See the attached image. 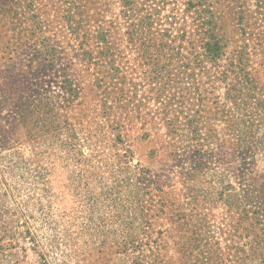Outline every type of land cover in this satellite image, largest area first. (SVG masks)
<instances>
[{"label": "rangeland", "instance_id": "rangeland-1", "mask_svg": "<svg viewBox=\"0 0 264 264\" xmlns=\"http://www.w3.org/2000/svg\"><path fill=\"white\" fill-rule=\"evenodd\" d=\"M0 264H264V0H0Z\"/></svg>", "mask_w": 264, "mask_h": 264}]
</instances>
